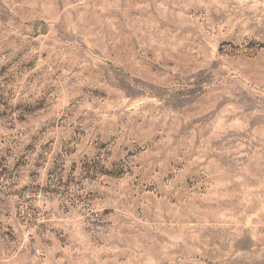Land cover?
Instances as JSON below:
<instances>
[{
	"label": "rangeland",
	"instance_id": "obj_1",
	"mask_svg": "<svg viewBox=\"0 0 264 264\" xmlns=\"http://www.w3.org/2000/svg\"><path fill=\"white\" fill-rule=\"evenodd\" d=\"M0 264H264V0H0Z\"/></svg>",
	"mask_w": 264,
	"mask_h": 264
}]
</instances>
